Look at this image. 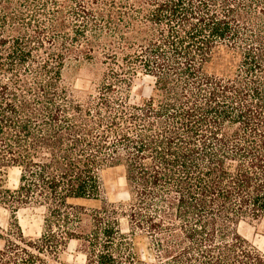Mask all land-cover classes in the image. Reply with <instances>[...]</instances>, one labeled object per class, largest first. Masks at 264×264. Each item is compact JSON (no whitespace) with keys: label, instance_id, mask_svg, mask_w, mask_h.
<instances>
[{"label":"trees","instance_id":"trees-1","mask_svg":"<svg viewBox=\"0 0 264 264\" xmlns=\"http://www.w3.org/2000/svg\"><path fill=\"white\" fill-rule=\"evenodd\" d=\"M93 59L78 100L63 70ZM139 72L152 94L131 103ZM113 167L126 202L101 200ZM31 203L41 236L11 223L0 264L72 239L87 264H264L237 230L264 217V0H0V208Z\"/></svg>","mask_w":264,"mask_h":264},{"label":"rangeland","instance_id":"rangeland-1","mask_svg":"<svg viewBox=\"0 0 264 264\" xmlns=\"http://www.w3.org/2000/svg\"><path fill=\"white\" fill-rule=\"evenodd\" d=\"M105 66L101 59L70 61L63 70V84L78 100H85L97 94L101 85ZM153 78L139 72L132 78L130 87L126 90L129 102H140L152 94ZM20 171L12 168L9 172L8 184L15 188L18 185ZM102 201L119 203L128 201L127 183L123 170L120 167L105 169L101 172ZM80 204L87 208H95L102 204L96 200H81ZM47 207L39 204L22 206L13 213L8 208H0V235L5 236L9 232L10 224L17 221L28 240L39 238L44 229ZM128 229L124 227V231ZM238 232L250 245L264 254V217L254 219L245 217L237 225ZM5 246V240L0 238V249ZM35 253L37 251L33 250ZM40 264H87L86 254L78 240H70L56 252L45 251L41 254ZM157 261H153V263ZM13 264V263H12ZM18 264V263H14Z\"/></svg>","mask_w":264,"mask_h":264}]
</instances>
